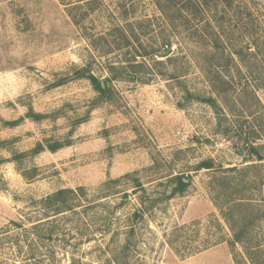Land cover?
Wrapping results in <instances>:
<instances>
[{"label": "rangeland", "instance_id": "obj_1", "mask_svg": "<svg viewBox=\"0 0 264 264\" xmlns=\"http://www.w3.org/2000/svg\"><path fill=\"white\" fill-rule=\"evenodd\" d=\"M207 1L198 18L168 21L177 28L172 59L133 63L125 36L165 25L156 0H0V264H235L223 240L191 251L209 235L226 237L216 220L228 233L214 177L233 176L225 187L236 181L264 211V160L250 153L254 146L264 157V0H232L225 17ZM196 25L215 27L242 60L195 48ZM140 38L147 45L154 36ZM90 74L115 78L106 99ZM208 159L215 170L194 171ZM180 173L192 176L190 187L158 205L135 236V196L99 195L127 174L158 194ZM130 184L115 192L130 193ZM80 187L86 195L72 212L56 215L46 202ZM177 227H186L178 241Z\"/></svg>", "mask_w": 264, "mask_h": 264}, {"label": "trees", "instance_id": "obj_2", "mask_svg": "<svg viewBox=\"0 0 264 264\" xmlns=\"http://www.w3.org/2000/svg\"><path fill=\"white\" fill-rule=\"evenodd\" d=\"M220 3V4H219ZM215 10L218 13L217 7L222 6L223 16L229 15L230 11H227L228 7H234L232 0H215ZM156 6L159 9V13L161 14L160 19L164 21L165 25L161 27V30L155 32L154 30H150L149 34L143 32L142 30H138L133 28L131 30V36L126 35L127 45H132V58L129 61H137L141 59L146 61L151 59V61H155L158 53L165 50H171L173 48L172 40L176 38V34L174 32L175 27H170L168 21L177 20V16L181 18V21L189 22L188 16L196 15L195 18L203 15L206 12V7L209 6L207 0H156ZM194 17V16H193ZM185 18L189 20H185ZM215 22L217 21V16L214 14ZM196 20V19H195ZM208 22V21H207ZM172 23V22H171ZM209 23V22H208ZM177 28L175 29V31ZM188 31V30H187ZM126 34V31H124ZM153 35L150 43L144 45L141 41V36ZM189 34L191 37L195 39V48H199L202 50L210 49L212 52H205L207 55H215L216 53L221 54L223 57H227L228 60L236 63V59H241L242 51H236L228 48V45L225 41L224 36H222L215 27L212 26H199L196 25L192 30H189ZM133 35V36H132ZM132 37L133 41L129 42V38ZM155 41V42H154ZM179 44V43H178ZM181 49L182 46L179 45ZM194 48V49H195ZM251 55H254L252 48L250 47ZM234 51V52H233ZM173 55V54H172ZM168 59H172V56L168 57ZM156 63V61L154 62ZM143 64L146 66L145 62L141 64H137V66L131 67V69H141L143 70ZM110 70H116V66L111 64ZM147 67V66H146ZM135 73V72H131ZM94 89L98 92L100 98L106 99L112 92V88L110 87V83L115 78H108L105 80H100L94 75L86 76ZM210 105L216 106V102L214 99L209 98L206 100ZM35 117V116H31ZM41 149V146H39ZM59 149V146H50V150L55 152ZM250 153L254 154L258 161H263L264 157L259 155L258 149L254 146H250ZM215 162L213 159L204 160L199 163L194 171L201 170H215ZM246 168L239 169L238 167H232L229 169H225L223 173L228 172H245L251 168L253 165L245 166ZM226 176L219 175L218 177H214V181H212L213 186H210V189H213V193L215 195V204L220 212V216L224 221L226 231L224 227L216 220L217 226L219 228V232L222 233L224 238H219L214 235H209L203 246H196L193 251L197 252L200 248L207 249L210 246L218 243L220 240L227 242L230 251L233 255L235 264H264V211L261 209V203L256 201L252 196L250 198H245L246 196L239 190V185L234 181V186H231L232 192L225 187V183L223 181L231 180L233 176L230 174H225ZM220 177H224L218 181L217 179ZM132 180L131 192L129 190H124L121 193L115 192L117 190L118 185L122 183L124 180ZM223 180V181H222ZM164 181V182H163ZM159 183L162 190L158 194H152L148 192V189L145 187V184L138 177H135L133 174H127L122 178L116 180H109L106 182L99 190V195L111 196L121 195V199L123 201H130V196H135L136 206L134 207V211L129 217V231L128 234L130 236L136 235V225L140 222L144 221L148 214L152 213L158 205L162 202L171 200L176 195L183 194L191 185L192 176L190 174L180 173L176 176L169 175L165 177V180ZM229 184V183H228ZM229 187V186H228ZM86 189L80 187L76 190L73 189H61L56 193L49 196L46 202L52 203L54 207V213L56 215L63 212H72L77 206V204L81 203V197H84ZM105 198V197H104ZM186 227H177L174 232V236H176L177 241L182 239V234L185 232ZM177 254L181 256H188L191 253L189 252H181L178 249L176 250Z\"/></svg>", "mask_w": 264, "mask_h": 264}, {"label": "water", "instance_id": "obj_3", "mask_svg": "<svg viewBox=\"0 0 264 264\" xmlns=\"http://www.w3.org/2000/svg\"><path fill=\"white\" fill-rule=\"evenodd\" d=\"M171 54H172V50H166V51L158 53V56H160V57H169Z\"/></svg>", "mask_w": 264, "mask_h": 264}]
</instances>
